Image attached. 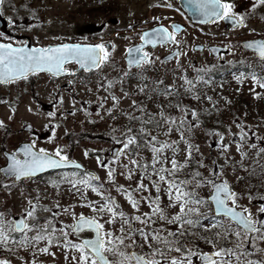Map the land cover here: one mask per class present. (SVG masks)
<instances>
[{
  "label": "snow or ice",
  "instance_id": "obj_1",
  "mask_svg": "<svg viewBox=\"0 0 264 264\" xmlns=\"http://www.w3.org/2000/svg\"><path fill=\"white\" fill-rule=\"evenodd\" d=\"M187 7L193 12L195 16L202 17L206 21H220L228 20L232 22V27L243 26L246 22V15L244 12L236 10V5L234 0H186ZM5 0H0V16H3ZM257 6H264V0H253L250 4V9L255 10ZM166 7L171 8L172 4H167ZM33 16L37 21V24L41 23L39 18ZM162 17H153V20L159 21ZM7 23L10 27L15 28L17 21L13 19L12 16L7 17ZM34 25L28 24V28H32ZM129 28L132 25H128ZM182 25L171 23L169 26L157 23L153 28L139 33L140 43L135 45H129L126 48L127 56L126 63L127 68L120 74V82L123 83L125 76L131 73L128 69L135 66L138 69H143L146 64L153 63L152 53L145 49L146 44L158 45L171 42L175 45H181L182 41L177 39V33L182 29ZM5 33L0 32V37H4ZM9 42H4L0 40V83H11L19 79H28L29 75L39 73L41 71L48 72L51 76H60L62 73H75L76 69L68 67L69 62H75V64L81 66L85 70H99L102 65L107 63H112V52L115 49V43L109 41L107 44L103 41L99 43H57V44H34L31 47L25 42L13 43L11 38H8ZM110 45V47H109ZM245 46L254 49L259 57L264 60V40H251L245 42ZM202 47V46H200ZM223 47L230 48V45L226 44ZM213 51H218V49L213 46ZM175 58L179 61L181 52L179 48L174 50ZM222 55V54H221ZM229 64L234 63L233 61H228ZM212 65H209V68ZM202 71H207V69H201ZM139 75V73H138ZM253 83L259 84L260 87L264 88V78L258 77L254 72L249 73ZM245 77V73L240 72L235 75L237 81H242ZM103 83L99 84V87H104L105 85L112 86L114 81L107 77H102ZM196 80H203L202 75H197ZM185 83L192 87L193 82L184 77ZM69 84L74 83V81L69 80ZM160 81H157L159 84ZM139 87V86H138ZM168 89L174 90V86L169 84ZM143 91V88H140ZM127 95V93H125ZM259 96V93H253ZM167 96L169 93L164 92ZM53 96L56 104H63V94L58 93L54 90ZM198 98V97H197ZM103 99V98H102ZM112 101L115 103L107 109L109 113L113 111V108L119 103V97L112 94ZM211 99V97H207ZM75 98L72 99V104L75 105ZM133 105H136V101H132ZM12 112H15V106L9 105ZM178 109H181L180 118L177 119L175 116L168 115L161 111L159 113L160 120L168 124L165 134L172 130V125H176V130L180 133V140L186 145L184 152L185 158L183 161H178L175 153L180 151L178 147V142L175 140H158L157 136L152 135L148 128L144 127V117L143 115L135 117L141 120L139 125V132L143 134V139L147 141L146 147H150L152 152V159L150 161L138 162L133 156L130 159L132 165H138L143 168L145 172L151 169V173L155 174L158 179L152 180L151 183L156 190L157 195L155 197L145 196L143 199L148 201L150 205V211L146 213H140L134 215L131 219H124V224H131L132 220L140 221L143 224H153V217L157 214L160 219H167L170 223L177 225L175 233L171 230L165 231H152L151 239L155 241L159 247H153L152 243L149 241V230L145 228L144 230L135 229L132 225V229L128 231V237L134 236L136 231H139V235L148 242V247L150 252L148 254L137 253L135 251L126 252L122 247L124 244L123 235H114L112 230L105 229L104 222L97 218V216H85L80 213H73L74 223L71 226L64 227L62 230H57L55 224L52 222L51 217L43 219L41 223V218L37 216V205L38 199L29 197L27 200V205L22 208V213L26 215H21L19 219H13L12 217L5 218V213L0 212V244H2L6 249L12 251V245L16 244L18 239V247H28L29 245L40 241H45V244L39 248H35L37 252H49L50 245L57 244L62 245L64 248H72L77 250L79 253V260L77 264H113V261L108 258L107 253H113L118 257L116 264H225L227 259V264H264V259L248 260L242 261L241 257L248 256L249 251L245 249L243 243H238L236 248L239 251H235L232 247H218L216 240L221 237V232L217 231L214 233L213 238L202 237L208 245H211V251L201 250L197 246H192L188 244H180L176 238V234L180 235H195L188 229L187 232L184 231L186 225L199 226L200 221L204 219V215L201 213V205H203L208 216L211 219V223L203 225L205 229L214 228L219 226V221L215 219V213H222L231 224L235 222L239 227L233 235L236 237H242L244 241L251 240L252 249L254 251L259 250V246L256 243L255 237H250L248 233L258 234L260 240H264V202L260 203L256 209V213L247 207L239 204V199L242 195H247L248 199L251 201L254 199L251 193H238L235 191L228 179L226 177L222 178L223 168L219 167V171L213 162V167L209 169L210 175L203 176L202 173L192 170V174L181 178L177 173L185 169L189 164L190 159L193 156V149L198 151V146H194L185 136L182 129L185 124L189 125V128L195 127L200 123L198 112L195 108L189 109L187 106H181L180 104L175 105ZM139 107V106H137ZM33 109L29 106V111ZM73 112L76 111L75 108L72 109ZM85 111H87L85 109ZM190 112L191 117L195 118V122L189 120L187 113ZM57 115L56 111H48L46 113L47 117H55ZM61 116L64 115L63 112L60 113ZM155 115V114H150ZM130 118L131 114H129ZM11 119V116H9ZM147 123H152L151 120ZM4 120H0V127H4ZM157 127L162 125L157 122ZM27 127L31 129L32 125L28 124ZM44 127H48L47 124ZM240 131L235 133L240 139L236 141L237 151L240 152L241 157L247 155L246 151L243 150V144L247 143L248 133L243 128L242 125H238ZM52 136L47 137V139L52 140L55 135V128L51 129ZM216 132L218 139L221 143L216 146L227 150L229 148L228 143H223L225 133H221L218 130H213ZM228 133L231 135V126L228 127ZM122 148L117 149V153L126 154L128 151L136 153L139 155L137 149L140 147L141 137L133 134L131 128H125L124 133L121 134ZM150 137V140L148 139ZM115 139V136L113 137ZM250 147H254V144H250ZM62 145H57L54 150H49L44 147H36V139L33 138L22 144V146L15 148L11 152H4L3 155L6 157V165L0 169V173H3V183L5 187L10 189V185L14 182L20 181L21 178H30L34 176L35 173L40 172L44 169L55 168L57 166L72 164L76 165L77 161L70 159L63 151ZM166 150H171L172 155L169 159L168 156L164 155ZM264 152V148H260L257 152ZM87 150L85 155H87ZM220 155H225L221 152ZM119 156H114L113 159H118ZM227 159V157H225ZM99 159V158H98ZM163 161V163H161ZM199 166H203V159L197 161ZM108 168L107 178L112 181L114 180V169L108 165H102ZM125 168L128 165H124ZM129 177L131 172L126 173ZM65 176H71L73 179L69 181L71 184L80 183L82 186L87 188H92L93 191H98L101 197H105V203L99 209L95 207L93 202H88L89 206L93 208L94 212L98 214H103L105 211L109 214L108 223H112L114 218L119 216L122 219L125 217L123 211H118V205L116 201L111 196H105L103 191H99L97 185L91 183L92 179H98L95 173L84 172L82 179H76V173H64ZM11 178V179H10ZM52 184L58 183L56 180L49 181ZM163 182L166 194L170 204L178 206V211L174 212L171 216H166L164 209L159 205L160 201V185ZM194 185V187H189V185ZM210 186L211 195L207 197L199 196L196 188L201 186ZM102 187V185L100 186ZM120 190H124V185H117ZM148 185L144 184L142 181L137 184V189L144 190L147 189ZM124 195L127 197L128 201L131 203L133 208H139V201L133 197L131 190L125 191ZM264 201V197H260ZM209 204L214 205V207H208ZM195 205V206H193ZM40 208L46 209V206L39 205ZM56 207H60L56 205ZM61 224L63 222L61 221ZM163 228V225H160ZM82 229H91L94 231V236L91 238H81L77 241L69 240V230L75 234H79ZM125 228L123 225L120 227V233H123ZM19 233V238L16 235ZM223 235L227 236L228 233L224 232ZM130 243L135 246V240H130ZM171 252L178 253V255H171ZM55 255L54 252L51 253ZM235 257V261L233 260ZM23 259V257H21ZM73 260H76L75 255L72 256ZM0 264H12L11 260L7 258H0ZM33 264H38L33 258Z\"/></svg>",
  "mask_w": 264,
  "mask_h": 264
},
{
  "label": "rangeland",
  "instance_id": "obj_2",
  "mask_svg": "<svg viewBox=\"0 0 264 264\" xmlns=\"http://www.w3.org/2000/svg\"><path fill=\"white\" fill-rule=\"evenodd\" d=\"M20 1V0H16ZM159 0H28L27 7H37L39 5H43L44 11L41 13L43 18V22H46L47 26H50V32L45 37L47 41H60L62 37L67 38H75V39H87V40H98L103 41L106 44L111 41L115 43L116 47L112 52V63H108L104 70L100 72L98 75H95L89 78V81H86L82 77H74L71 75L69 80L74 81L70 85V88L67 86L60 87L55 83H48L46 86L41 88L42 90V102L36 99L32 93L23 97L22 103L19 104V107L13 113L9 104L4 105L2 109V113L5 117V120L11 124L12 118H14V127L18 126L19 123L17 121L18 118H21L22 121L30 120L33 121L37 127L38 132L36 133V142L37 146H44L50 150H54L57 145H62L63 151L67 153L68 156L77 158L81 160L87 167L93 170H99L103 179L107 178L108 168H103L100 166L99 161L94 158L93 149H102V154L104 155L106 149L109 147L108 137L102 135H95V99L97 97L96 92V79L99 76L111 78L116 74L121 73L127 68V63L125 60L126 56V48L127 46L138 41L139 33L144 28V26H150L153 23L157 22L153 20V17L160 16L162 13V8L157 5ZM132 25L131 28L128 25ZM43 28H46L44 24ZM250 30L260 29V35L264 36V25L261 24H251L249 25ZM211 30L215 31L216 34H219L220 37L223 36V39L228 40L233 43L234 51L233 53H228L225 55L226 61L233 59L236 56H243L247 61H249L254 67L258 68L256 71L260 74H264V62L258 63L254 58L248 55L247 52H244L241 48L238 47L237 42L241 38H246V35L251 34L255 35L253 31H248L245 36H242L238 31L232 32L231 34L221 33V28L217 25L209 27ZM195 33H188V31L184 32L182 37H192ZM214 33V35H216ZM138 35V36H137ZM217 36H206L209 40H213ZM51 39V40H48ZM110 47V45H109ZM184 51H182L181 57H179V61L177 59L165 62L162 60L160 55H163L167 51L164 49H160L159 51H152V58L157 62L158 65L163 66L162 71H164V66L171 65L176 62L187 63L190 60V57L196 55L197 59L200 61H204L205 59H210V55L205 53H199L196 51L190 50V47H182ZM247 54V55H245ZM115 69L112 70V68ZM255 70V69H254ZM236 74L232 73L231 76L235 77ZM67 78L62 80L61 84L65 83ZM227 85V88L230 90L232 88H236L240 85V88L237 89L236 93H241L244 97L242 100H246V108L245 113L250 116L248 122L262 124L260 128H254V130L258 133L264 132V125L261 121H258L256 118L260 115H264V88L255 87L251 78H243L242 81H237L236 79L230 80ZM135 83V81H133ZM142 82V81H141ZM54 90L58 93L63 94L64 100L62 105H58L55 102L53 92ZM253 90H257L256 93H259L260 96H256L253 94ZM117 93L121 96L124 93L121 90H117ZM75 98V105L72 104V99ZM138 98V97H137ZM151 96L148 95L149 100V109L159 112V106L155 105L156 98L150 100ZM136 99V96L126 97L123 101V104L130 106L132 101ZM45 103V104H43ZM49 105V107H48ZM29 106L33 109L29 111ZM244 107V106H243ZM75 108L76 111L73 112L72 109ZM85 109L87 111H85ZM48 111H56L57 115L55 117H47L46 113ZM63 112L64 115L61 116L60 113ZM11 116V119H9ZM106 118L103 120L105 123ZM47 122H54V126L44 127ZM161 127H157L153 131L160 137L175 139L178 138L177 134H163L161 131L162 128H167L165 123L161 124ZM55 128V135L52 140L47 139V137L52 136L51 129ZM158 129V130H157ZM235 129L238 130L239 127L235 126ZM85 130L88 140H81L79 143L74 141L75 133H79V131ZM250 132V131H249ZM225 133V138L222 141L223 143H227L229 138H235L233 132L231 131V135L227 132ZM96 137V138H94ZM251 137L248 135L247 138ZM259 137L264 138V135L261 134ZM95 139V140H94ZM251 140L256 146L255 149L250 150V155H256L260 148H264V144L258 142V138L256 139L254 136L251 137ZM212 142V140H211ZM210 142V143H211ZM215 142H218L216 140ZM12 144H17V141L14 140ZM212 149L207 148L208 146H204L205 153L207 155V163H203L202 168L204 171L210 175L209 168H205V166L210 162V160H214L215 166H220L223 168L222 178L228 177L229 179L237 181L239 178V171L235 170L233 167L238 168V165L234 163H230L231 160H239L241 158L240 152L237 151V144L233 143L229 146L227 150L222 148H218L216 145H210ZM87 150V155H85V151ZM243 150L246 153H249L247 149V145H243ZM221 152H224L225 155H220ZM109 153H111V148L109 149ZM164 155L171 158L172 152L171 150H166ZM177 160H182L185 158L184 149L175 153ZM227 157V159L225 158ZM3 162L2 157L0 156V163ZM115 165V177L116 183L118 185H124V190H120L117 185L111 186V193H114L117 197V203H120L124 213L133 212H142L148 209V205L145 204L142 208H133L131 203L128 201L127 197L124 195L125 191L131 190V194L136 197H141L145 195L147 192H156L153 187L151 181L158 179L155 174H151L150 178L140 176L138 172H133V168L130 166V157L129 155L121 153L119 155L118 163L113 162ZM163 163V161H161ZM124 165H128L127 168ZM214 166V165H213ZM76 173L75 171H57L43 175L39 178H30L26 180L20 181V185L11 184L10 191L7 187L4 192L0 193V204H2L4 208V212L6 218L12 217L13 214L22 212V208L27 205V200L29 197H32V194L37 195L40 190H47V193L51 196V202L53 203V207L59 213L60 216L58 218L63 222L64 227L70 226L74 222L73 213H88L94 216H97L101 221L104 222L105 229L112 230L114 235H118L119 229L121 225H123L122 218L117 216L116 221L114 223H108L109 214L105 211L103 214H98L93 211V208L89 206V201L95 204L97 209L101 208L105 203V197H101L98 191H93L92 188L85 189L80 183H75L74 185L69 183L73 179L71 176H65L64 173ZM131 172V176L129 177L126 173ZM252 177L246 178V180H242L241 182H235L236 188L239 193L245 192L247 186L250 184V180ZM76 179H81V177L76 176ZM149 179V180H148ZM56 180L57 184H52L49 181ZM148 180V181H147ZM147 184L149 190H139L137 189V184L140 182ZM39 189L37 190V188ZM100 191V190H99ZM165 187L163 182L160 185V192H165ZM203 193L208 194L210 191V186L204 185ZM104 192V191H103ZM105 196L114 197L110 192H104ZM264 197V194L261 196ZM44 205L46 206L47 200H43ZM260 201H262L260 199ZM244 202L246 206H250L253 210H256L259 204H251V201L248 197L244 198ZM264 202V201H262ZM39 203V202H38ZM59 205L60 207H56ZM118 210V208H117ZM206 210V208H205ZM175 209L172 207L169 210L170 214H173ZM60 221V223H61ZM166 221V220H164ZM139 226L143 225L142 222L138 223ZM124 226V225H123ZM227 229L235 232L236 229L234 227H226ZM128 231L123 233L124 241L130 243V240H136V237L133 236L131 238L128 237ZM70 235L76 236L71 230H69ZM252 237L256 238V243L259 246V250L254 251L253 249L250 251L248 257H243L242 261L248 260H256V259H264V240H260L258 238V234L252 235ZM244 244V247H252L251 240L244 241L238 240ZM131 246H129L130 248ZM0 249L5 250V257L11 260L12 264H31L29 263L31 257L29 254L23 253L25 260H22L19 255H15L14 253L8 252V250L0 244ZM26 254V255H25ZM71 256V255H70ZM73 256V255H72ZM71 256V257H72ZM69 257L65 252L59 253V258L54 259V264H68L65 263L66 259ZM79 258L73 261V264H77ZM117 261V260H116ZM116 261L113 262L116 263ZM225 264H227V259L225 260Z\"/></svg>",
  "mask_w": 264,
  "mask_h": 264
},
{
  "label": "flooded vegetation",
  "instance_id": "obj_3",
  "mask_svg": "<svg viewBox=\"0 0 264 264\" xmlns=\"http://www.w3.org/2000/svg\"><path fill=\"white\" fill-rule=\"evenodd\" d=\"M253 2V0H234V3L236 5V10L240 12H244L246 15V22L243 26H237L236 28H233L232 26H229L225 20L220 21H210V22H196L193 21L191 16L182 8L180 0H159L158 4L159 6H162V13H160V19L161 24H164L165 26H169L171 23H179L182 24V30L177 33V39L182 41L181 45H175L171 42L160 44L156 48H152L151 50L154 51L155 49L161 48L164 49V51H174L175 49L179 48L180 51H182L183 46L190 47L193 51H211V45H226L230 44L228 41H225L222 37L219 36V34L214 35V31L209 28L208 26L212 27L217 25L221 29L222 35L225 33L235 32L238 31L241 35L245 36L248 31H253L255 33L254 36L250 34V37L248 38H259L263 37L260 35L261 30L260 29H254L250 30L249 25L251 24H261L264 25V6H257L255 10L250 9V4ZM172 4V7H166L167 4ZM9 15H7L8 17ZM14 20L17 21V24L15 28L11 27V29L15 31H26L29 33H33L34 27L28 28V24L34 25L33 22H28L25 19H20L18 15L12 16ZM29 19H33L32 16H28ZM189 25H194L198 28V32L192 35V37H182L184 34V31H186L189 27ZM0 32H4L3 28H0ZM217 36L213 40H209L206 38V36ZM7 38H11L10 36H7L5 33L4 37H0V40H5ZM202 46V47H200ZM230 51V50H229ZM219 61V60H218ZM218 61L212 60L208 63V65H213L214 63H217ZM17 83V82H14ZM0 86H4V84L0 83ZM2 100V95H0V101ZM6 128L2 129V134L4 137L7 136L9 132H7Z\"/></svg>",
  "mask_w": 264,
  "mask_h": 264
},
{
  "label": "trees",
  "instance_id": "obj_4",
  "mask_svg": "<svg viewBox=\"0 0 264 264\" xmlns=\"http://www.w3.org/2000/svg\"><path fill=\"white\" fill-rule=\"evenodd\" d=\"M172 92V91H171ZM151 197H153L152 195H149ZM185 232H187V229H184ZM204 231V229L201 228V226H199L198 228V232H197V240L194 241V246L199 247L200 249L203 248L205 246V243L203 242V239H201L202 235L201 233ZM218 231L217 227L211 228L207 233H211V235L214 237V233ZM192 233H194L196 235L195 231H192ZM195 235H187L191 240L194 239ZM186 236V235H184ZM215 239V237L213 238ZM226 240V236H222L221 238L216 240L217 246L223 247V245L225 244L224 241Z\"/></svg>",
  "mask_w": 264,
  "mask_h": 264
},
{
  "label": "bare ground",
  "instance_id": "obj_5",
  "mask_svg": "<svg viewBox=\"0 0 264 264\" xmlns=\"http://www.w3.org/2000/svg\"><path fill=\"white\" fill-rule=\"evenodd\" d=\"M6 130H7V132H9L7 136H11V134H12L11 130L8 129V128H6ZM6 130H5V131H6ZM262 186L264 187V184H262ZM147 196H149V195H147Z\"/></svg>",
  "mask_w": 264,
  "mask_h": 264
}]
</instances>
